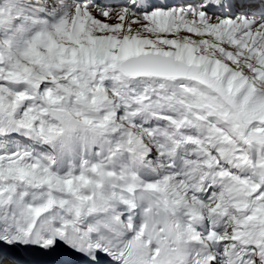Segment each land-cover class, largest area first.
Segmentation results:
<instances>
[{
	"label": "snow or ice",
	"instance_id": "6c2138e0",
	"mask_svg": "<svg viewBox=\"0 0 264 264\" xmlns=\"http://www.w3.org/2000/svg\"><path fill=\"white\" fill-rule=\"evenodd\" d=\"M0 264H264V0H0Z\"/></svg>",
	"mask_w": 264,
	"mask_h": 264
}]
</instances>
